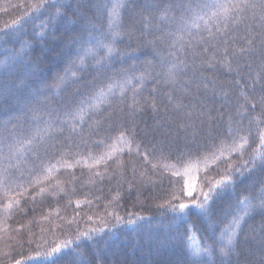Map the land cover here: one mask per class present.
<instances>
[{"label":"snow or ice","instance_id":"1","mask_svg":"<svg viewBox=\"0 0 264 264\" xmlns=\"http://www.w3.org/2000/svg\"><path fill=\"white\" fill-rule=\"evenodd\" d=\"M10 7L25 10L0 28V115L8 114L0 121V224L22 211V201L30 191L33 201L57 189L68 194L67 186L59 181L52 185L51 180L61 169L80 164L90 172L103 164L105 171L95 172L92 182L97 177L103 182L105 177L112 180L119 176L118 189L124 183L130 190L154 184V176L163 178L171 172L176 178H169L173 192L181 194L156 205L173 218L167 226L172 231L163 238L152 226L154 217L134 211L121 215L117 210L124 199L120 190L106 203L103 214L81 216L76 211L58 228L42 229L39 235L29 232L26 241L20 235L23 225L5 227L3 230L20 235V258L5 253L8 264H108L121 232L143 234L155 245L157 254L180 253L176 261L152 264H264V222L258 233L252 229L251 237L245 233L250 219L256 215L264 218V179L249 186L255 194L241 195L247 190L243 187L246 180L264 174V130H259V142L245 158L254 142L251 128L264 124V0H36ZM148 35L153 39L146 46L152 48L159 71L152 60H145L142 66L135 62L143 53L139 46L133 48L132 42ZM8 44L12 46L5 47ZM122 44L126 47L121 48ZM246 58L260 61L258 65L243 64L249 69L251 83L240 71ZM41 61L48 62L44 70ZM217 69L235 72L232 86L242 89L239 95L231 98L227 85L203 74ZM209 93L213 98L223 93L218 116L213 118L212 110L201 103L195 118L201 120L203 129L207 117L211 143L195 148L186 143L185 150L176 149L174 155L170 131L159 130L171 129L172 117L193 119L196 106L185 111L189 105L184 99H207ZM148 110L156 117L163 112L170 119L157 121L153 128L146 126L143 138L137 140L135 117ZM105 124L115 132L106 137L110 140L106 150L98 157L91 152L82 155L79 149L87 146L85 126L91 134ZM213 124L219 127L213 128ZM245 131L247 134L239 135ZM96 143L103 145L104 140ZM225 153L228 159L232 154L240 159L221 169L218 161L226 159ZM125 154L135 157L131 180L125 179L129 172V162L122 159ZM73 156L74 163L70 162ZM110 164L114 165L111 172ZM201 165L205 171L195 198H191L195 178L185 180L183 189L178 187L179 178L194 169L199 171ZM212 166L218 178L207 175ZM71 193L75 194L74 187ZM226 198L227 207L221 208L220 214L214 212V206ZM75 203L79 208L91 201ZM191 216L206 225L208 237L198 240L191 224L180 230ZM222 220L228 222L221 228ZM16 239L10 236V240ZM25 244L26 256L22 254ZM113 264L122 262L113 260Z\"/></svg>","mask_w":264,"mask_h":264},{"label":"trees","instance_id":"2","mask_svg":"<svg viewBox=\"0 0 264 264\" xmlns=\"http://www.w3.org/2000/svg\"><path fill=\"white\" fill-rule=\"evenodd\" d=\"M36 0H0V28H3L5 22H9L12 19H15L16 16L20 15L22 11L25 9L21 8H11L10 5L16 4H27L34 3ZM147 3H156L158 0H146ZM43 19V17H41ZM241 32H243V26H241ZM139 35V33H138ZM153 39L152 35L146 36L144 39H134L132 42V47L136 48L139 46L141 53H143L139 59L135 62L137 65L142 66L145 60H152V62L156 65V70L159 71V62L158 60L153 58L152 48L150 46H146V42ZM11 44L5 45V47H11ZM18 47V45H17ZM121 48L126 47L125 44L120 45ZM38 55V53H37ZM2 59V57H0ZM253 63L254 65H258L260 63L259 59L251 60L250 58H246L245 61L241 62L240 71L245 76V81L247 83H251L248 80V72L249 69L244 67V63ZM47 61H41L40 68L42 70L46 69ZM129 64L132 61L128 62ZM128 65H124L127 67ZM235 67V66H234ZM257 69L254 67L252 69L253 73ZM60 71H63V67H61ZM51 75V73H48ZM204 75L213 77L219 82L224 83L228 86L229 95L231 98L239 95L242 91L239 87L232 86V82L236 79L235 72L229 74L226 69H217L215 71H204ZM52 83L51 80L48 81ZM148 89L152 88V84L149 83L147 85ZM167 91V89H165ZM193 93H195V89H192ZM259 91V89H257ZM148 95L149 93L146 91L144 93ZM203 92L200 93V97H203ZM223 93H218L216 98H213L209 93L207 99L186 97L184 99V103L189 105V108H186L185 111L191 110V106L195 105L194 118L191 120L188 119H176L175 117L171 118V129L161 128L159 131H170L171 135L169 139L174 141L172 150L175 155L176 149L185 150V144H191L193 148L198 144H210L211 141L207 137L208 126H207V117H205V127L203 129L200 128L201 120L199 118H195V113H199L201 111L199 105L203 103L207 108L211 109V116L213 118L217 117L223 104ZM164 105H161L163 108ZM235 111V109H232ZM260 109L257 108V112ZM15 114V113H13ZM8 114L0 115V121L7 119ZM95 119H100V117H95ZM170 117L165 115L163 112L159 117H156L151 110H148L142 115H138L135 117V121L138 125L137 132L139 133L136 137L137 140L143 138V130L147 126L149 128L155 127L157 121H166L169 120ZM225 117V121H226ZM183 123L185 125H189L188 127L181 128L179 125ZM131 128V125H128ZM213 128L219 127L218 124H213ZM235 127V126H234ZM244 127L248 129V121L247 119L244 121ZM259 130H264V124L254 125L251 128V132L253 133L254 142L251 144L245 153V158H247L248 154L252 152V149L256 147L259 142ZM223 131H227L226 122L223 125ZM247 132L240 133L239 135H245ZM67 135V133H65ZM84 138L87 140V146L81 147L79 152L86 156L87 153L91 152L94 156H100L105 149V145L110 143V140L106 139V137L114 136L115 132H110L108 130V125L105 124L103 127L99 129V131H94L93 133H89L87 126H85ZM213 135H216L214 132ZM226 144H230L231 140L226 137H221ZM104 140L103 145H98L96 142ZM219 147V146H218ZM75 152L76 149H73ZM204 151V149H202ZM217 154L218 150H217ZM228 154L225 153V160L218 161L220 164V168L223 169L227 166V163L238 162L240 157L237 154H232L230 159L227 158ZM128 163L129 172L127 173L125 179L131 180V161L135 159L134 156H129L125 154L122 157ZM76 156H73L70 162H75ZM92 163V161H88ZM114 165H109L108 171L111 172ZM103 173L105 171V167L103 164L98 167L93 168L90 172L89 169L83 164L78 165L75 168L64 170L61 169L57 173L54 174V178L51 180V184L55 185L57 181L60 182L61 185H65L68 187V194H64L59 192V190H55L54 193H47L43 197H37L35 201L32 200L31 191L29 192L27 198L22 201V211H16L12 214V216L4 221V224H0V262L3 264H8L4 254L5 253H13L16 259L20 258L21 249L19 246L20 235H22L23 239L26 241L28 238V233H35L39 235L41 230L47 231L48 229L58 228L62 225L63 221L66 219H70L73 217L76 211L80 212L81 216L103 214L105 211L106 203L111 199L112 195L120 190L124 196V199L120 201V207L117 209L121 215H125L128 211L141 212L147 216L154 217L152 219V226L155 228L160 236L163 238L166 232H171L172 229L167 226L172 222V214L161 213L156 205L158 203L163 202V200L168 199L173 195H180L181 193L173 192V185L169 183V178L172 177V173L168 172L161 178L159 175L154 176L153 180L155 183L145 184L142 187L136 186L131 190L128 187L127 183H124L122 188L118 189V184L120 181V177L117 176L116 179L109 180L107 177L104 178L103 182L100 181L99 177L95 179V182H92V176L95 172ZM205 169L203 165L200 166V170L198 172L197 184L195 188H198L200 180L202 178V174ZM209 177H217L218 171L215 166H212L211 171L207 172ZM73 177H75V181H73ZM172 179H176L172 177ZM264 179V174L257 173L250 177L248 180L244 182L246 191L241 192V195H248L249 192L255 194V191L251 189L249 186L256 180ZM27 187V184H25ZM48 187L50 185H44ZM75 188V194L71 193V189ZM178 187L181 189L184 188V177L181 176L179 178ZM256 188H259V184H256ZM38 191V189H37ZM239 191V189H238ZM130 192V194H129ZM196 192L191 198H195ZM184 199H190L184 196ZM69 200L72 201L71 205H69ZM76 200L81 201H91V204H82L79 208L75 203ZM227 207V198L224 202H220L214 206V212L220 214V209ZM111 210V209H109ZM47 217V219H45ZM228 219H231L229 215ZM227 220L220 221V227H224L227 224ZM262 222H264V218L260 215L254 216L253 219H250L248 223L245 225V233L251 237L253 235L250 229L254 230L256 233L259 232ZM188 224L193 225V233L197 237L198 240H203L208 237V232L206 231V225L198 220L195 216H191L188 222L185 225L181 226V231L187 228ZM21 225H23L22 234L17 235L16 233H10L5 231V227H10L11 229H17ZM220 228L216 229L217 234H219ZM17 236L15 241L10 240V236ZM187 235V233L185 234ZM243 238V237H242ZM15 244V248L13 249L12 245ZM152 249V251H150ZM113 252L115 255L111 253L108 256V264H113V260L122 262V264H152V261L156 260H165V261H176L180 259V253L177 251L176 254H172L171 252H163L161 254H157L155 251V245L150 244L144 237L143 234L137 235L132 232H121L119 234V239L113 245ZM23 255H28L27 245L25 244L24 250L22 252ZM88 258H91V253L86 254Z\"/></svg>","mask_w":264,"mask_h":264},{"label":"rangeland","instance_id":"3","mask_svg":"<svg viewBox=\"0 0 264 264\" xmlns=\"http://www.w3.org/2000/svg\"><path fill=\"white\" fill-rule=\"evenodd\" d=\"M198 172L199 171H197V170H193L188 176H183L184 177V181L185 180H190V181H192L193 180V178H195L194 179V190H193V195H194V192H195V187H196V184H197V177H198ZM192 195V196H193ZM187 197V196H186ZM189 198V197H188Z\"/></svg>","mask_w":264,"mask_h":264}]
</instances>
